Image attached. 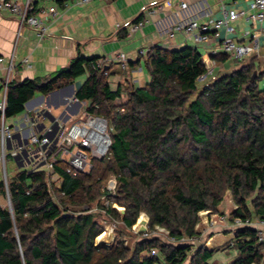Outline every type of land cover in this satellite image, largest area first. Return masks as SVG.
<instances>
[{
    "label": "trees",
    "instance_id": "16d2710c",
    "mask_svg": "<svg viewBox=\"0 0 264 264\" xmlns=\"http://www.w3.org/2000/svg\"><path fill=\"white\" fill-rule=\"evenodd\" d=\"M100 58L79 52L49 76L9 84L6 117L22 113L36 93L47 95L89 72L75 97L87 102L88 114L107 118L112 142L89 172L68 171L63 160L53 163L60 200L45 167L20 155L8 178L11 207L0 205V264H211L214 250L206 246L193 250L190 243L157 238L139 241L132 252L121 241L105 248L96 241L103 227L93 213L76 212L63 199L79 205L105 194L106 213L127 227L145 212L150 228L161 226L177 240L196 237L199 212H218L228 190L236 205L231 218H264V72L255 73L252 58L199 86L206 67L196 46L155 44L144 58L146 84L126 79L112 89L111 66L97 67ZM214 58L229 60L226 53ZM125 87L127 100L118 106ZM110 173L117 179L114 194L101 191ZM0 189L6 194L3 179ZM263 244L254 227L234 229L230 247L237 253L230 264L263 262Z\"/></svg>",
    "mask_w": 264,
    "mask_h": 264
},
{
    "label": "crops",
    "instance_id": "0c3cea01",
    "mask_svg": "<svg viewBox=\"0 0 264 264\" xmlns=\"http://www.w3.org/2000/svg\"><path fill=\"white\" fill-rule=\"evenodd\" d=\"M149 1L92 0L87 4L72 5L68 9L59 5V13L56 18L44 13L49 25V33L42 39L38 38L36 32L29 25L22 24L16 15L9 11L1 12L0 56H4L5 60L0 64V100L3 97V84L11 61L12 69L8 73L9 80L17 83L26 78L49 76L60 68L67 66L79 52L85 56H102L100 60L111 66L110 71L113 73H118L117 68L114 67L115 54L119 51L124 52L128 57L129 70L127 72L123 71V75L114 74L116 84H122L126 79L132 78L133 83L143 86L149 80V74L147 75L141 68V61H144L145 56L139 54L140 49L145 48L148 50L155 44L171 48L192 45L200 51L202 49V54L206 55L208 49L215 46L214 41L196 42L185 40L181 34L171 40L168 31L174 21L189 16L197 17L200 21H208L221 15V4L227 6L246 4V0H184L187 2V7L179 9L177 5L182 0H173V5L170 8L153 14L142 30L128 36L124 29L119 28L118 24L124 20H134L140 15L145 16L140 8L142 4ZM49 3L45 0H36V7L37 9L45 7ZM240 23L243 24V20ZM130 39L133 43L128 44L125 42ZM26 57H28V62L24 61ZM230 64V60L222 63L217 61L216 63L218 70L225 68L223 72L229 69ZM88 73L86 72L84 75L87 76ZM84 79L75 80L73 83L47 95L42 94L37 98H32L29 103L25 104V108L27 107L32 113L28 115L38 120L39 129L41 124L45 127H53L54 121L46 115L47 112L55 116L56 120H61L66 124L77 118V113L82 111V104H86V102H76L73 101V98ZM20 119L9 123H18ZM22 130L24 137L31 132L28 127H24ZM15 137L20 140V132H16ZM15 159L18 164V159ZM1 170L0 166V180L2 179ZM6 202L7 195L0 189V205L6 206ZM235 206L229 204L227 209L232 207L230 209L232 211ZM219 211H226V208H223L220 204ZM206 212H202V214ZM204 222L205 220L198 223L197 237H203L205 232L209 231L205 246L211 250H226V243L230 241V244H232L233 241L231 228L229 226H219L214 230L207 229ZM253 264H264V261Z\"/></svg>",
    "mask_w": 264,
    "mask_h": 264
},
{
    "label": "built area",
    "instance_id": "2783aa9c",
    "mask_svg": "<svg viewBox=\"0 0 264 264\" xmlns=\"http://www.w3.org/2000/svg\"><path fill=\"white\" fill-rule=\"evenodd\" d=\"M50 2L48 6L36 7V0H0V13L9 11L16 15L21 23L29 25L39 39L44 38L49 33V25L44 17L48 13L52 18L58 16V6L68 9L72 5L87 4L92 0H45ZM173 5V0H150L141 5V12L145 16L138 20H124L118 24L119 28L126 31L128 36L142 30L153 14L165 11ZM178 8L187 7V2H178ZM37 10V11H36ZM221 15L208 21H200L197 17H181L172 23L168 36L174 40L181 34L185 40L196 42H215L214 47H210L206 55H203V62L206 72L198 77V81L203 83L216 77L215 66L217 60L214 55L226 53L229 60H241L247 56L257 55L264 46V0H246L245 5L227 6L221 4ZM243 20V24L240 21ZM147 50H139L141 56H145ZM5 60L0 56V64ZM12 60V59H11ZM114 60L120 63L121 69L125 72L129 70V61L126 54L119 51L115 54ZM28 62V57L24 59ZM103 60L97 61V67H102ZM12 69V61L8 67L7 75L3 84V97L0 100V166L2 179L5 184L6 195L8 191V157L16 158L26 150L28 155L35 159L36 163L42 164L49 173H53V163L63 160L68 164V171L89 172L93 167L94 158H103L111 145V136L107 118L99 115L88 114L82 104V111L77 113V118L70 120L67 124L58 120L59 127L56 131L52 126L39 129V122L25 114L20 122L9 123L6 117L7 92L10 84L9 71ZM73 101L80 102L77 97ZM84 105V106H83ZM28 127L31 130L28 136L22 134V129ZM16 132H20V140L16 139ZM27 139V143H25ZM117 179L111 174L108 185L104 186L109 192L116 189ZM202 214L200 218L205 220L207 229L214 230L219 226H229L233 231L236 228L250 226L256 229L258 240L264 243V218L255 219L241 216L230 217L228 214L214 213L210 210ZM148 234V230L143 232ZM172 241L189 243V239L182 237L180 240L171 237ZM173 242V243H174ZM233 244V241H232ZM152 254L157 253L156 248H152Z\"/></svg>",
    "mask_w": 264,
    "mask_h": 264
},
{
    "label": "rangeland",
    "instance_id": "374dc122",
    "mask_svg": "<svg viewBox=\"0 0 264 264\" xmlns=\"http://www.w3.org/2000/svg\"><path fill=\"white\" fill-rule=\"evenodd\" d=\"M145 1H147V0H145ZM132 39L126 40L125 42H127L128 44H131V43H133L131 41ZM111 43H110V45L113 46V44H111ZM110 49H112V48H110ZM126 51H127V49H126ZM201 52H202V49H201ZM252 58H255L256 59V63H257L255 73L257 74L259 72H264V46L262 47L261 52L259 54H257L256 56H247V57L243 58L241 61H231L230 60V63H231L230 67H228L229 69H227V71H225V72H229V71H231V70H233L235 68H238L242 63L250 62L252 60ZM217 65L215 66V68H216L215 69L216 77L220 73H224L223 70H225V68L218 70L217 69ZM114 67L117 68V72L118 73H112L109 76V80H110L111 87H113V89H116L117 88V84H116V79L114 77V74L123 75V70L121 69L120 63L117 62V61L114 62ZM141 68L148 75V72H147V70L145 68V64H144L143 60L141 61ZM82 78H86V75L83 74V75L79 76V78H76L75 80L77 81V80L82 79ZM128 80H130V82L133 83L132 78H130ZM128 80H125L122 84L125 86V83H126V81L128 82ZM133 84L136 85L137 83L136 84L133 83ZM260 85L262 87H264V78L261 80ZM199 86H201L200 82H199ZM126 92L127 91H126V87H125L122 95L119 98L116 99L115 103L118 106H121L127 100L128 96H127ZM40 95H42V93H36L33 98H37ZM25 114H30V115L32 114V113H30V110L27 107L25 108V110L22 113L18 114L16 117H7V121L8 122H12V121L18 120V119L22 118ZM6 164H7L8 176L12 177L16 173V171L18 169V164L16 162V159L14 157L10 156V157H8ZM111 174L112 173H110L105 178V180L103 181L102 186H101V191H103L104 186L108 185V181L110 179ZM49 181H50V184H51V190L56 196L54 198L57 199V200H60L61 197H58L57 192H55L56 191V187L57 188L59 187V183H60L59 178L54 173H50ZM110 193L111 194L116 193V189L114 191H111ZM63 202H66V204H68V206H71V208L74 209L76 212H80L82 210H89L88 212H92L93 213L95 220H97L98 223L101 224L102 227H103V231L97 237L96 241L98 243H100L105 248L113 247L115 244H117L118 242L121 241L123 243V245L125 247H127L130 250V252H132L135 249L137 243L139 241L145 239V238H157V239H159L162 242H174V241H172L171 237L168 234V231L165 228H163L161 226H158V225H156V226H154L152 228L149 227V225H148L149 217H148V215L145 212H142L140 214L139 218L137 219L136 224H134L132 227H127L123 223L121 218H116V217H113V216L109 215L108 213H106L105 209L109 206L110 199H108V196H106L105 194L96 196V198L93 201H91V202H88V203L84 202V203H81L79 205L70 204L68 202L67 198H64ZM229 204H231V206L235 205V202H234V200L232 198L230 190L226 191L224 199L221 202V206L223 208H226V211H222V212H224V213H226V214H228L230 216V214L232 212V211H230V209L232 207L230 209H227ZM6 206H9L8 197H7ZM89 206H90V208L86 209ZM112 206L114 208H116V210H118L119 212H123L124 211L123 210L124 207L119 205V204L113 203ZM234 208H236V206ZM216 213H221V211H218ZM141 219H146L147 220V224H146L147 230H148V234L147 235H144L143 233H140L138 231V221L141 220ZM202 221H203V218H200L199 222H202ZM197 226H198V224L196 225V229H197ZM208 232L209 231L205 232V235L203 237L199 238V237L196 236L194 238L189 239L188 242L190 244H192L193 250H195L199 246H202V245L205 246L207 244L206 243V241H207V237L206 236L208 235ZM174 243H177V242H174ZM226 244H227V249L226 250H224V249L219 250V251L214 250L213 256L210 259V262L212 264H230V262H231L230 260L235 255V249L233 247H230V245H231L230 241L228 243H226ZM146 253H147V251H144L142 254H146Z\"/></svg>",
    "mask_w": 264,
    "mask_h": 264
},
{
    "label": "water",
    "instance_id": "95a60500",
    "mask_svg": "<svg viewBox=\"0 0 264 264\" xmlns=\"http://www.w3.org/2000/svg\"><path fill=\"white\" fill-rule=\"evenodd\" d=\"M106 67H107V65L104 66V69H105ZM52 92H53V91H52ZM30 101H31V100L27 101L26 103H29ZM46 115H47L51 120L54 121L53 128H54V131H56V130L58 129V127H59L58 120H56L55 116H53L50 112H47ZM43 127H44L43 124H41V125H40V129L43 128ZM24 142L27 143V139H25ZM23 153L26 154V153H27L26 150H24ZM16 158H17V159L20 158V155L17 156ZM19 164L22 165L21 162H19ZM8 202H9V206L11 207V201H10V198H9V197H8ZM123 210H124V208H123ZM146 224H147V220H146V219H141V220L138 221V231H139L140 233H143V232H145V231L147 230V226H146Z\"/></svg>",
    "mask_w": 264,
    "mask_h": 264
}]
</instances>
